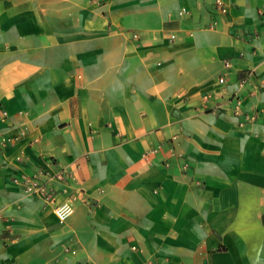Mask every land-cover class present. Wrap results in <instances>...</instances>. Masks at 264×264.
I'll return each mask as SVG.
<instances>
[{"label": "crops", "instance_id": "1", "mask_svg": "<svg viewBox=\"0 0 264 264\" xmlns=\"http://www.w3.org/2000/svg\"><path fill=\"white\" fill-rule=\"evenodd\" d=\"M260 110L264 0H0V264H264Z\"/></svg>", "mask_w": 264, "mask_h": 264}, {"label": "built area", "instance_id": "2", "mask_svg": "<svg viewBox=\"0 0 264 264\" xmlns=\"http://www.w3.org/2000/svg\"><path fill=\"white\" fill-rule=\"evenodd\" d=\"M97 4H102L107 0H94ZM215 8L220 14H225L227 12V6L216 1ZM183 12H187L183 10ZM212 26V25H211ZM175 34H170V39H174ZM219 82L224 83L225 77L220 76ZM239 103V102H237ZM264 113V110H260ZM249 119L253 120L257 116V112L248 115ZM74 177L73 171L66 170L65 168H59L56 172H48L43 168H39L35 174L17 176L14 181L21 186L23 191L29 195H33L43 199L48 204H53L55 212L60 222L66 220L71 214H73L74 206L72 204L71 198L64 199L57 202V189L54 185V181L68 180ZM134 248V247H133ZM140 264H155L154 261L145 259Z\"/></svg>", "mask_w": 264, "mask_h": 264}]
</instances>
